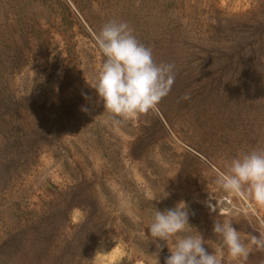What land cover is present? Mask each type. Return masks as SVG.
Listing matches in <instances>:
<instances>
[{"label": "rangeland", "instance_id": "obj_1", "mask_svg": "<svg viewBox=\"0 0 264 264\" xmlns=\"http://www.w3.org/2000/svg\"><path fill=\"white\" fill-rule=\"evenodd\" d=\"M111 20L176 73L158 112L120 125L93 88L95 36ZM253 149L264 150V0H0V264H149L157 243L165 264L148 229L155 208L180 201V235L236 264L213 224L228 214L247 241L264 207L216 180ZM262 262L253 248L244 264Z\"/></svg>", "mask_w": 264, "mask_h": 264}, {"label": "clouds", "instance_id": "obj_2", "mask_svg": "<svg viewBox=\"0 0 264 264\" xmlns=\"http://www.w3.org/2000/svg\"><path fill=\"white\" fill-rule=\"evenodd\" d=\"M133 32L127 22L111 20L95 36L105 60L93 88L116 125L158 112L159 104L170 93L176 79L175 65L157 64L151 48L140 43ZM181 100H191L190 94L186 93ZM216 183L232 194H240L246 187L255 204L264 207V150L253 149L232 159L227 171L218 173ZM166 196L167 193L163 195ZM188 221L187 205L183 201L165 211L155 208L148 231L155 241L166 243L170 255L165 264H223L222 255L209 253L201 234L180 235L191 228ZM258 224L259 235L245 241L225 214L214 222L213 232L227 248L230 259L244 264L253 248L264 251V219L258 218ZM160 249L157 243V252L152 254L154 258L149 264H160Z\"/></svg>", "mask_w": 264, "mask_h": 264}]
</instances>
